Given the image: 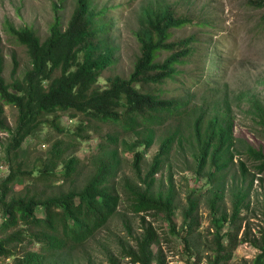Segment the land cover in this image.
<instances>
[{
  "label": "trees",
  "instance_id": "obj_1",
  "mask_svg": "<svg viewBox=\"0 0 264 264\" xmlns=\"http://www.w3.org/2000/svg\"><path fill=\"white\" fill-rule=\"evenodd\" d=\"M58 2L53 1L55 9L60 6ZM178 5L153 0L142 7L141 25L135 33L139 55L133 69L126 77L108 76L105 87L100 86V77L115 63L118 51L114 19L106 6L98 8L93 0H76L67 25L63 27L56 17L44 40L31 28L10 26V32L26 48L31 66L20 77L15 58L13 80L8 82L0 46V131L10 137L3 157L8 171L0 180V258L14 257L16 264H75L74 253L98 240L119 212L122 197L116 177L122 147L133 155L138 182L127 181L125 188L133 212L141 216V233L134 237V244L121 240L119 253L128 264H166L160 249H154L161 240L160 232L147 216L162 213L173 225L174 186L171 184L167 192H156L154 184L177 145H188L196 178H205L208 186L205 191L215 228L210 264L228 262L232 256L228 247L233 242L255 246L259 252L251 264H264V198L258 195L256 202L252 199L255 182L259 187L264 181V150L236 136V117L228 98L197 102L196 93L187 88L184 76L188 73L181 66L203 43L196 33L177 38L174 31L193 24L211 27L212 23L179 13ZM257 25L264 26V15ZM211 53L212 49V58ZM167 81L176 82L185 93L166 95L161 87ZM206 83L211 85L216 80ZM242 100H247V113L260 130L258 136L264 139V100L254 94H238L237 103ZM6 105L17 109L14 126L7 123ZM63 114L80 119L77 129L70 133L72 140L66 146L55 142L40 164L27 169L20 158L24 143L45 126L65 132L60 124ZM91 121L113 125L117 130L107 133L100 143L87 182L81 188L65 189L63 183L75 182L82 163L79 157H65V153L84 137ZM161 127L166 128L159 150L143 173L146 150ZM131 134L136 139L126 138ZM18 185L22 187L17 189ZM227 194L231 213L221 207ZM198 207L199 197L192 190L184 214L186 241L199 224ZM250 215L261 217L263 225L253 238L246 225L239 237L240 228L234 232L235 228L238 222L249 221ZM117 254L106 252L109 264H123ZM86 264H96L93 255L87 256Z\"/></svg>",
  "mask_w": 264,
  "mask_h": 264
},
{
  "label": "rangeland",
  "instance_id": "obj_2",
  "mask_svg": "<svg viewBox=\"0 0 264 264\" xmlns=\"http://www.w3.org/2000/svg\"><path fill=\"white\" fill-rule=\"evenodd\" d=\"M54 0H0V46L5 60L4 75L8 82H12L11 75L14 59L19 62V76L30 68V58L26 48L10 32V26L16 28L28 27L33 29L44 40L50 26L56 17L61 19L62 26L67 25L75 8L76 0H58L59 8L55 9ZM153 0H93L96 7H107V13L114 19V33L118 45L115 63L105 70L99 80L100 86H106V79L110 75L119 74L128 76L133 69L139 55V43L136 31L141 25V9ZM155 1V0H154ZM178 2L179 13L195 17L212 23L211 27L200 28L198 24L187 25L174 31L175 37H187L196 33L200 37L202 48L193 55L191 60L182 68L188 73L184 76L188 89L196 93L195 101L202 98L224 100L228 98L232 103V114L236 117L235 134L257 148H263L264 139L258 135L259 129L251 120L247 109V100L237 103L238 94H254L264 100V26L257 25L259 18L264 15V0H170ZM210 42V43H208ZM208 43V44H204ZM211 44V45H210ZM210 49L213 50L210 56ZM207 55L210 57L208 58ZM214 57V58H213ZM213 62L216 64L213 66ZM216 80V83L207 84L206 80ZM166 95L178 96L184 94L183 88L176 82L167 81L161 87ZM212 100V101H213ZM10 126L16 124L17 109L6 105L4 113ZM79 118L72 119L63 114L60 120L65 132L58 131L51 126H45L42 131L28 138L20 152V158L26 163L27 169H33L40 164L48 154L55 142L61 141L66 146L71 139L70 133L77 129ZM166 127L158 129V136L154 143L146 150L143 158V173H146L154 155L158 152L161 137ZM113 125L91 121L88 130H84V137L78 139L69 147L65 157L75 155L81 159L80 173L74 183H63V188L74 186L81 188L94 171L92 159L100 152V143L105 141L109 132L116 131ZM252 130H255L254 133ZM9 134L0 131V180L7 174L8 163L4 160V148L9 141ZM132 141L136 135L126 137ZM171 155V161L165 164L156 175L154 191L167 192L171 184L174 186L175 213L173 225L170 226L162 213H152L148 220L155 225L161 235L159 243L154 245L166 258V264H210L212 260V239L215 228L212 224V213L207 201L208 193L205 191L207 181L198 179L195 174V164L192 150L188 145L184 148L177 145ZM144 150V147L140 148ZM122 164L119 168L116 182L122 197L119 212L100 234L99 239L85 249L76 251L75 264H86L87 256L93 255L96 264H109L106 252H117L123 264L128 260L121 257L119 243L122 240L134 244V237L141 233V216L133 212L130 206L125 183L135 184L138 178L133 170V155L121 147ZM62 166L58 167V172ZM61 184V183H60ZM18 185L16 188H21ZM258 188V189H257ZM57 189V188H55ZM196 190L199 197L197 217L199 224L192 236L186 241V221L184 214L188 207V196ZM257 190V191H256ZM264 198V181L258 187L255 182L253 201L256 197ZM230 194L225 196L221 207L229 213L232 212ZM249 226V234L253 238L258 235L263 222L261 217L250 215V219L238 222L235 231L239 237ZM232 226V225H231ZM228 227V225H227ZM226 231V230H225ZM227 242V238L225 239ZM189 242V246H188ZM235 244V246H234ZM232 256L225 264H251L259 250L250 244H229ZM20 249V248H19ZM23 252V248L19 250ZM0 264H16L14 257L0 258Z\"/></svg>",
  "mask_w": 264,
  "mask_h": 264
}]
</instances>
